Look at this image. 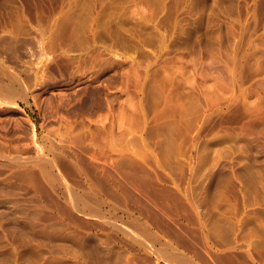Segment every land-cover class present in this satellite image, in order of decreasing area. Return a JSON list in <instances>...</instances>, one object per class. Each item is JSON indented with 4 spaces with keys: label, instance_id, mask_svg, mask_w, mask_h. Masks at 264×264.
I'll use <instances>...</instances> for the list:
<instances>
[{
    "label": "rangeland",
    "instance_id": "374dc122",
    "mask_svg": "<svg viewBox=\"0 0 264 264\" xmlns=\"http://www.w3.org/2000/svg\"><path fill=\"white\" fill-rule=\"evenodd\" d=\"M0 82V264H264V0H0Z\"/></svg>",
    "mask_w": 264,
    "mask_h": 264
},
{
    "label": "bare ground",
    "instance_id": "6f19581e",
    "mask_svg": "<svg viewBox=\"0 0 264 264\" xmlns=\"http://www.w3.org/2000/svg\"><path fill=\"white\" fill-rule=\"evenodd\" d=\"M10 46V45H9ZM1 83V82H0ZM119 158V157H118ZM38 160V159H37ZM56 160V159H55ZM50 164V163H49ZM128 164H130V163H128ZM127 165V164H126ZM114 167V166H113ZM111 168V170L109 169L108 170V172H107V174H106V176L108 177H106L107 179H110V180H112L113 181V183H114V185L117 187V189L119 190V191H121L123 194H125L126 196H129V197H131V195H132V191H143V192H149V190L152 192V194L153 195H156V198L158 197H160L161 198V200L162 201H165L166 199L167 200H170V199H168V195H167V193L166 192H163V191H159V189H156V188H154V186H153V184L151 185V183H150V180L148 181L147 180V177L142 173V172H140V171H137V170H135L136 168L134 167V166H131V165H129L128 167L126 166V167H124V165L123 166H116V167H114V168ZM107 170V169H106ZM105 173H106V171H105ZM78 186V185H77ZM106 186V185H105ZM159 186V185H158ZM100 187V186H99ZM101 189V188H100ZM166 189V188H165ZM72 192V191H71ZM106 192V191H105ZM138 193V192H137ZM105 194V193H104ZM106 194H107V192H106ZM110 194V193H109ZM113 195V194H112ZM111 195V196H112ZM71 196V203H72V205L71 206H73L72 208H75V209H78L80 212H83V211H86L87 213L88 212H93V214H94V212L95 211H92L93 209H91L90 207H89V205L88 204H86L85 202H83L80 198H78L76 195H73V194H71L70 195ZM114 196V195H113ZM170 197V196H169ZM114 198V197H113ZM126 198H128V197H126ZM157 198V199H158ZM159 198V199H160ZM130 199V198H129ZM140 199V198H139ZM155 199V198H154ZM156 199V200H157ZM165 199V200H164ZM173 199V198H172ZM175 199V198H174ZM132 200V199H131ZM160 200V201H161ZM166 200V201H167ZM171 201V200H170ZM115 202V201H114ZM122 202V201H121ZM136 202V201H135ZM146 202V201H145ZM148 202V201H147ZM158 202V201H157ZM172 202V201H171ZM92 203V202H91ZM96 203V202H95ZM134 203V202H133ZM161 204H163L162 202H161ZM165 204V203H164ZM137 205V204H136ZM167 205V204H166ZM164 206V205H163ZM140 207L141 206H139V209H140ZM142 208H144V206H142ZM146 208V207H145ZM145 208H144V210H145ZM140 211H141V209H140ZM146 212V211H145ZM85 214V213H84ZM150 217V216H149ZM84 225V224H83ZM129 225V224H128ZM97 227H98V225H97ZM135 227H137V229H139V230H137V231H140V233L141 232H145V228H143V227H141L140 225H137V226H135V224H134V228ZM175 228V227H174ZM128 229H130V228H128ZM144 229V230H143ZM129 232H131V231H129ZM136 232V231H135ZM132 233V232H131ZM130 233V234H131ZM134 233V232H133ZM146 233V232H145ZM136 234V233H135ZM137 234H138V232H137ZM143 234V233H142ZM139 236H140V234H139ZM145 236V234L144 235H142V236H140L139 238H142V237H144ZM138 237V236H137ZM152 237V236H151ZM144 239V238H143ZM153 239H154V237H153ZM147 240V239H146ZM178 240H179V238H178ZM143 242V241H142ZM148 242V241H147ZM153 242H154V240H153ZM156 242V241H155ZM183 242V241H182ZM143 243H145V241L143 242ZM158 243H159V241H158ZM140 246V245H139ZM151 247V246H150ZM167 249V248H166ZM157 252V254H158V251H156ZM164 252V251H163ZM160 253V252H159ZM162 254H164L165 255V257L167 258H169V260H171V262L173 261V262H176V264H189L188 262H187V260H185L183 257H181L179 254H177V253H175V252H173V251H166L165 253H162ZM162 254H158L159 256L160 255H162ZM162 257V256H161ZM164 257V256H163ZM231 258V257H230ZM159 259V258H158ZM225 259V258H224ZM229 259V258H228ZM226 261H227V259H226ZM233 261V260H232ZM228 262H229V260H228ZM228 262H227V264H228Z\"/></svg>",
    "mask_w": 264,
    "mask_h": 264
}]
</instances>
